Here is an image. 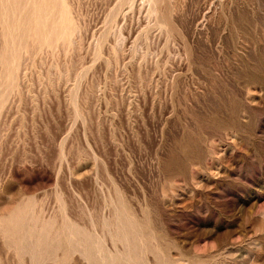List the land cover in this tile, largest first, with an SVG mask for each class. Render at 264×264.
I'll return each instance as SVG.
<instances>
[{
    "label": "rangeland",
    "instance_id": "1",
    "mask_svg": "<svg viewBox=\"0 0 264 264\" xmlns=\"http://www.w3.org/2000/svg\"><path fill=\"white\" fill-rule=\"evenodd\" d=\"M0 264H264V0H0Z\"/></svg>",
    "mask_w": 264,
    "mask_h": 264
}]
</instances>
